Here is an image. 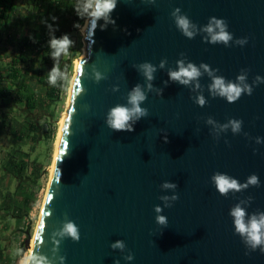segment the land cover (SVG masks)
Masks as SVG:
<instances>
[{
    "label": "water",
    "instance_id": "95a60500",
    "mask_svg": "<svg viewBox=\"0 0 264 264\" xmlns=\"http://www.w3.org/2000/svg\"><path fill=\"white\" fill-rule=\"evenodd\" d=\"M180 15L193 23V39L175 26ZM211 17L227 22L229 46L210 43ZM83 46L31 251L47 264H264L229 216L237 203L249 216L264 212V0H116L107 18L89 17ZM180 62L194 64L198 79H170ZM144 63L155 68L151 80ZM217 77L245 94L234 102L214 95ZM137 85L148 115L131 132L110 129V110L131 108ZM215 172L237 179L240 191L221 196ZM253 174L259 187L247 184ZM165 181L175 190L163 189ZM66 220L78 226V242L60 236ZM30 241L26 234L27 250ZM117 241L125 248H113Z\"/></svg>",
    "mask_w": 264,
    "mask_h": 264
},
{
    "label": "clouds",
    "instance_id": "9594fccd",
    "mask_svg": "<svg viewBox=\"0 0 264 264\" xmlns=\"http://www.w3.org/2000/svg\"><path fill=\"white\" fill-rule=\"evenodd\" d=\"M85 7L91 9V19L98 21L101 18H107V15L115 9L116 0H86ZM175 26L183 36L188 39L194 38V33L190 30L194 25L186 15L176 16ZM227 28L228 24L224 19L211 17L209 23L205 26V31L211 35L210 43L217 44L222 42L224 46H229L228 42L233 36ZM246 42L247 38L240 41L241 44ZM73 44L74 41L69 39L68 34H63L59 39H51L49 47L54 50L52 52L53 59L55 60L62 54L67 53ZM180 63L181 66L179 67V70L170 72V79L177 81L180 84L187 85L191 81L197 80L201 75L199 69L194 64L189 63L187 66H182V62ZM141 68L143 69L144 76L148 80L154 78L153 73L155 68L151 64L144 63L141 65ZM58 73V66L54 64L48 77L50 84H55ZM239 79L243 80L244 77L241 76ZM149 87H151V85H149ZM210 87L214 95L224 97L229 102H234L240 98L242 94H245V88L234 82H226L224 77L215 78ZM252 91L251 88H248L247 95H251ZM145 100V93L141 90L139 85L135 86L128 96V104L131 105V108L126 105H116L110 110L107 120L109 128L114 131H133V125L141 118L148 115L147 109L140 106ZM198 102L201 106L205 103L203 98H200ZM241 123L242 121L233 122V131L239 132ZM211 183L214 185L216 191L225 198L228 197L229 193L234 194L241 189V184L237 179L221 172H215L211 176ZM247 184L259 187L258 176L255 174L250 175L247 179ZM161 187L163 189L175 190L177 185L165 181ZM163 199L169 198L163 197ZM170 199L174 202L178 199V196L174 194ZM250 200L251 197H249V201ZM166 206L171 207L172 203H169ZM156 211L162 212V209L157 206ZM46 214L50 215L51 213L47 212ZM229 216L232 218L234 234H237L241 238L246 248L250 251H256L259 249L261 253H264V212L253 213L249 216L246 209L241 207L240 203H237L229 210ZM156 222L159 225L166 226L167 218L164 215H159L156 217ZM43 228L44 219L42 215L40 220V230L42 231ZM59 234L62 238L70 237L74 242H78L80 239L79 228L71 220H66L63 223ZM37 236L39 238V232L37 233ZM112 247L123 249L125 248V244L123 241H117ZM125 259L131 261L133 256L130 254L125 257ZM61 260H64V257H61ZM20 264H47V261L46 258L38 257L34 252L29 251L20 261ZM114 264H119V262L116 261Z\"/></svg>",
    "mask_w": 264,
    "mask_h": 264
},
{
    "label": "trees",
    "instance_id": "16d2710c",
    "mask_svg": "<svg viewBox=\"0 0 264 264\" xmlns=\"http://www.w3.org/2000/svg\"><path fill=\"white\" fill-rule=\"evenodd\" d=\"M18 0H0V35L7 30V24L14 19L16 2ZM26 5L33 10V18L38 24L28 36L12 35L9 39L10 47H13V56H8L9 61L0 69V103H11L16 109L23 106L27 111L23 120L11 117L8 119L10 130L16 143L27 141L36 142L39 138V125L33 115L40 111L41 102L48 106L58 101H63L68 85V77L58 74L54 85L49 83V65L57 62L59 69L62 64L70 65L69 59H63V54L53 59L49 42L53 38L59 39L63 33L54 31L57 21L75 18L78 8V0H26ZM67 68V67H66ZM42 84L45 90L42 101L38 99L36 85ZM30 114V115H29ZM5 123V118L0 114V123ZM1 125V124H0ZM1 128V127H0ZM0 129V137H1ZM29 154L16 149L6 154L2 169L5 174L20 180L30 166ZM35 170L36 168L33 167ZM19 188H17V191ZM16 191V192H17ZM29 197L25 196L22 203L28 204ZM21 207L13 208L12 217H20Z\"/></svg>",
    "mask_w": 264,
    "mask_h": 264
},
{
    "label": "rangeland",
    "instance_id": "374dc122",
    "mask_svg": "<svg viewBox=\"0 0 264 264\" xmlns=\"http://www.w3.org/2000/svg\"><path fill=\"white\" fill-rule=\"evenodd\" d=\"M25 2L26 0H18L16 2L17 8L14 19L9 23L11 26L9 32L12 33L10 34L11 36L16 34L19 35L21 32L17 22H22L24 29L28 26V35L36 26V21L32 16L33 10L28 7ZM78 4L76 17L57 21V25L54 29V31L68 34L69 39L74 41L73 46L62 56L64 60H70V65L64 63L61 65L62 69L58 67V74L68 77L66 94L63 101H58L55 104L50 103L49 106L45 102H41L40 111L33 115L40 127L39 138L36 142L29 141L28 144L26 143L22 146V150L30 155V161L36 162V165L30 166V168L24 172L18 186V179H7L5 183H7L8 188L4 187L5 185L0 179V192L2 194L0 196V264H20V261L28 253V250L23 246L26 234H29L32 239L35 232L36 222L39 218L43 197L47 189L49 168L53 159L59 120L66 108L70 82L75 73V61L83 54L82 29L86 19L91 16V9L85 7L86 0H78ZM14 26L18 28V30H15ZM7 47V50H2L4 56H9L11 52V47ZM4 60L8 62L9 58L7 57V60L4 58ZM0 63L2 62L0 61ZM54 64L58 65L57 62H54L48 66L50 71ZM35 88L39 95L38 99L42 101V97H44L45 94L43 85L37 83ZM7 109L9 108L6 107V110ZM10 112L13 113L14 118H17L19 114L21 115L23 112L22 105L19 106L18 109L11 110ZM9 129L10 128L7 127L4 130L6 136L3 141H0V154H2L1 151H3V149L6 150L12 145V139L10 140L7 134ZM3 156L0 155V175L4 172L2 169ZM33 167L36 169L34 170ZM17 187L19 188L18 191L16 190ZM25 196L29 197L27 205L22 203ZM17 206L21 207L19 213L21 216L12 217L13 215L11 212L13 208Z\"/></svg>",
    "mask_w": 264,
    "mask_h": 264
},
{
    "label": "crops",
    "instance_id": "0c3cea01",
    "mask_svg": "<svg viewBox=\"0 0 264 264\" xmlns=\"http://www.w3.org/2000/svg\"><path fill=\"white\" fill-rule=\"evenodd\" d=\"M17 8V7H16ZM32 9V8H31ZM14 15H15V13H14ZM28 24V23H27ZM38 24V21L36 22V25ZM16 25V24H15ZM17 25H19V30L21 29V32L19 33V35H25V36H28V33L27 32H29V29H28V26L24 29V26H23V23L22 22H17ZM34 26H35V24H34ZM7 27H8V29L7 30H4V31H2L1 32V35H0V61L2 62V63H0V69H2L3 67H5V64L7 63V61H5L4 60V58L7 60V57L8 56H4V54H3V52H2V50H7V46H10L9 45V39H10V37H11V35L10 34H12V33H9L10 32V29H11V26H10V24L8 23L7 24ZM15 27V26H14ZM35 28V27H34ZM15 30H18V28H14ZM28 30V31H27ZM24 31V32H23ZM32 31V30H31ZM30 31V32H31ZM17 36H18V34H16ZM15 52H13V47H11V52H10V54H9V56H13V54H14ZM6 107H8L9 109H7L6 110ZM16 108L11 104V103H6V104H1L0 103V114L2 115V118L4 117L5 118V123H0L1 125H0V129H1V132H2V134H1V137H0V141H3L4 140V137L6 136V133H4V130L8 127H10V125L8 126V123L10 124V122H9V120L8 119H11V117H13V113H11L10 111L11 110H15ZM22 109H23V112H22V114L20 115L19 114V116L17 117V118H20V120H23V117L26 115V113H27V111L25 110V108L22 106ZM10 110V111H9ZM30 115V114H29ZM21 116V117H20ZM7 134L9 135V139L11 140L12 139V145L10 146V147H8L6 150L5 149H3V151H1V153L2 154H0V155H6V154H8V153H10L12 150H14V149H16V147L19 145L20 146V149L22 150V146L24 145V144H26V143H22V142H19V143H16V141H14V137L12 136V133H11V130L9 129V132H7ZM28 142L29 141H27V144H28ZM5 155L3 156V162H2V165H3V163H4V157H5ZM0 179L2 180V182H3V184L5 185H3L4 187H7V183H5V182H7L6 180L8 179V180H13V177H11V176H9V175H7V174H5L4 172L0 175ZM19 182H21L20 180H18V184H17V186L19 185ZM8 188V187H7ZM18 188V187H17ZM17 190V189H16ZM2 194H1V192H0V196H1Z\"/></svg>",
    "mask_w": 264,
    "mask_h": 264
},
{
    "label": "bare ground",
    "instance_id": "6f19581e",
    "mask_svg": "<svg viewBox=\"0 0 264 264\" xmlns=\"http://www.w3.org/2000/svg\"><path fill=\"white\" fill-rule=\"evenodd\" d=\"M88 20H89V18H87L86 21H85L84 27H83V29H82L83 33L85 32V28H86V25H87ZM84 55H85V51L83 50V54H82L78 59H76V61H75V71H76V66H77L79 60H80ZM75 71H74V72H75ZM74 74H75V73H74ZM73 78H74V75H73L72 80H71V82H70L69 92H70V90H71V86H72ZM69 92H68V98H67V103H66L65 111H64V113L62 114V116H61V118H60V120H59V128H58V132H57V136H56V140H55V145H54L53 159H52V163H51L50 168H49V179H48V183H47V189H48V187H49V182H50L51 174H52V172H53V168H54V162H55V156H56V151H57L58 141H59V137H60V131H61V128H62V125H63V121H64V119H65V117H66V111H67V108H68V105H69ZM47 189H46V192H47ZM45 197H46V193H45V195H44V197H43L42 205H43V203H44ZM41 208H42V207H41ZM39 217H40V214H39ZM38 222H39V218H38V220H37V222H36L35 232H34V234H33V236H32L31 241H30V245H29V248H28V252L31 251V248L33 247V244H34V237H35V233H36V230H37Z\"/></svg>",
    "mask_w": 264,
    "mask_h": 264
},
{
    "label": "snow or ice",
    "instance_id": "6c2138e0",
    "mask_svg": "<svg viewBox=\"0 0 264 264\" xmlns=\"http://www.w3.org/2000/svg\"><path fill=\"white\" fill-rule=\"evenodd\" d=\"M44 212V211H43ZM44 213H46V212H44Z\"/></svg>",
    "mask_w": 264,
    "mask_h": 264
}]
</instances>
